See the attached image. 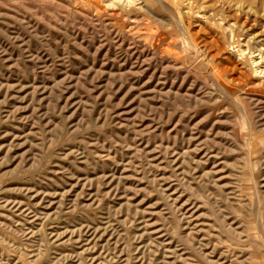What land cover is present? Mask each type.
Wrapping results in <instances>:
<instances>
[{"label":"rangeland","instance_id":"rangeland-1","mask_svg":"<svg viewBox=\"0 0 264 264\" xmlns=\"http://www.w3.org/2000/svg\"><path fill=\"white\" fill-rule=\"evenodd\" d=\"M173 1L0 0V264H264V0Z\"/></svg>","mask_w":264,"mask_h":264},{"label":"bare ground","instance_id":"bare-ground-1","mask_svg":"<svg viewBox=\"0 0 264 264\" xmlns=\"http://www.w3.org/2000/svg\"><path fill=\"white\" fill-rule=\"evenodd\" d=\"M129 1H132V0H129ZM173 1V0H172ZM183 3V2H182ZM173 4H174V8H175V10L179 13V14H182L183 16H185L184 18H188V19H191L194 15H192V14H190V12L188 13L187 11H185V10H183L182 8H181V4L178 2V1H176V0H174L173 1ZM190 5V4H189ZM190 11V10H189ZM200 12V11H199ZM196 19V18H195ZM185 20V19H184ZM191 22V21H190ZM239 51V50H238ZM241 51V50H240ZM234 52V51H233ZM240 53H242V52H240ZM244 54V53H243ZM241 55V54H240ZM260 59H263V56L262 57H260ZM253 64H258L257 63V61H253ZM262 66V65H261ZM263 67V66H262ZM262 67H257L256 69H255V74H259V75H262L263 77H264V68H262ZM239 73V72H238Z\"/></svg>","mask_w":264,"mask_h":264}]
</instances>
